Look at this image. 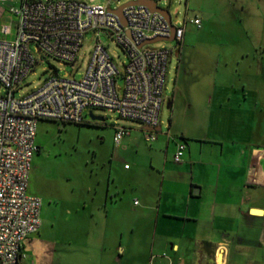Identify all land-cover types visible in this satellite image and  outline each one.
Instances as JSON below:
<instances>
[{
	"label": "crops",
	"instance_id": "1",
	"mask_svg": "<svg viewBox=\"0 0 264 264\" xmlns=\"http://www.w3.org/2000/svg\"><path fill=\"white\" fill-rule=\"evenodd\" d=\"M254 1L221 0L213 15L243 36L220 39L205 81L185 77L166 98L168 124L155 128L143 163L133 167V176L145 178L134 192L108 180L97 206L95 189L90 205L84 201L85 238L102 243L86 248L97 255L90 264H264V39L248 35L262 30L264 0ZM7 17L0 4V21ZM131 133L114 144L135 145ZM179 142L184 153L175 163ZM124 197H134L129 218ZM24 242L18 264H33Z\"/></svg>",
	"mask_w": 264,
	"mask_h": 264
},
{
	"label": "built area",
	"instance_id": "2",
	"mask_svg": "<svg viewBox=\"0 0 264 264\" xmlns=\"http://www.w3.org/2000/svg\"><path fill=\"white\" fill-rule=\"evenodd\" d=\"M10 25L0 26V264H18L22 244L38 231L41 199L27 193L31 160L40 119L83 122L95 109L139 121L147 143L156 138L159 113L166 100L167 66L180 53L188 22L201 26L198 16L174 25L175 46H153L170 36V22L144 4L123 6L121 18L108 5L81 0H21L11 6ZM103 32L113 38L126 56L119 69L97 37L85 73L78 79L56 71L33 90L16 95L24 78L37 63L36 54L62 63L75 62L85 33ZM122 79V84L118 80ZM119 144L131 128L114 125ZM184 144L177 143L173 161H182ZM127 167V165H126ZM137 202V201H136Z\"/></svg>",
	"mask_w": 264,
	"mask_h": 264
},
{
	"label": "rangeland",
	"instance_id": "3",
	"mask_svg": "<svg viewBox=\"0 0 264 264\" xmlns=\"http://www.w3.org/2000/svg\"><path fill=\"white\" fill-rule=\"evenodd\" d=\"M8 12V17L1 19L3 24L12 27L14 37V15L9 11L11 6H18L20 0H0ZM88 4L108 5L114 9L129 0H81ZM237 6L238 0H231ZM255 2L254 0H252ZM248 2V0H247ZM221 0H158L157 4L166 8L174 25L182 24L184 18L190 20L200 16L201 26L188 22L181 42L180 61L178 54L173 53L167 66L165 97H172L177 85L181 86L185 77L187 82L205 81L204 77L212 73L215 60V46L220 39L240 38L244 32L227 30L222 25L223 16L213 15L220 10ZM255 11L254 6H251ZM205 13V14H204ZM262 25L260 26V28ZM251 39H264L262 30L248 33ZM106 46L119 69H123L126 56L121 47L110 36L103 32L85 33L77 51L75 62L62 63L49 55L36 54L37 63L24 78L16 95L25 94L39 87L50 74H67L69 78L78 79L86 71L96 38ZM175 40L160 41L153 46H175ZM122 84V79L118 80ZM4 89L0 83V94ZM95 115L103 117L100 121H91L88 114H83V122H61L51 119H40L36 126L35 143L39 150L34 153L29 170L27 193L41 199L40 221L38 232L33 233V241L26 240L24 255L33 264H90L97 255H85L86 248L98 249L102 243L85 238L86 212L84 201L90 205L93 190L95 206L98 205L100 189L109 180L110 183L122 184L126 192H134L135 185L144 177L133 176L131 171L136 164L143 163V149L149 148L144 141L142 125L136 120H127L113 112L95 109ZM171 108L164 101L159 113V122L164 130L168 124ZM114 125L132 128L136 136L135 145L127 148L113 142ZM136 146V147H135ZM140 152L137 154V150ZM146 157H144V163ZM125 165L131 166L129 170ZM114 178V179H113ZM134 197H124L123 216L133 215ZM79 205V206H77ZM91 207V206H90ZM77 211L74 212V209ZM27 239V238H26ZM105 245H107L105 243ZM110 248L115 246L110 244ZM99 257V256H98ZM26 262V260H23Z\"/></svg>",
	"mask_w": 264,
	"mask_h": 264
},
{
	"label": "water",
	"instance_id": "4",
	"mask_svg": "<svg viewBox=\"0 0 264 264\" xmlns=\"http://www.w3.org/2000/svg\"><path fill=\"white\" fill-rule=\"evenodd\" d=\"M157 1L158 0H129L126 3L121 4L120 6L114 8V9H110V10L112 12H114L115 14H117L121 18V9L123 6L131 5V4H144L151 11L158 12L159 14L163 15L166 20H168L170 22V36L147 39L146 42H154V41H158L161 39L167 40V41H172L173 40L172 34L174 32L175 26L171 22V16L169 14V11L166 8L160 7L157 4ZM88 116H89L91 121H100L103 119V117L101 115H95L92 111H89ZM159 128H157V129H159Z\"/></svg>",
	"mask_w": 264,
	"mask_h": 264
}]
</instances>
